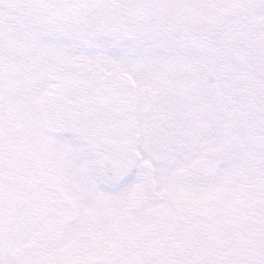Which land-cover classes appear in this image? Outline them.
<instances>
[{
	"label": "rangeland",
	"instance_id": "obj_1",
	"mask_svg": "<svg viewBox=\"0 0 264 264\" xmlns=\"http://www.w3.org/2000/svg\"><path fill=\"white\" fill-rule=\"evenodd\" d=\"M0 264H264V0H0Z\"/></svg>",
	"mask_w": 264,
	"mask_h": 264
},
{
	"label": "trees",
	"instance_id": "obj_2",
	"mask_svg": "<svg viewBox=\"0 0 264 264\" xmlns=\"http://www.w3.org/2000/svg\"><path fill=\"white\" fill-rule=\"evenodd\" d=\"M246 41L250 43L249 48L255 50L257 44L261 41V39L251 33H248L246 36Z\"/></svg>",
	"mask_w": 264,
	"mask_h": 264
},
{
	"label": "water",
	"instance_id": "obj_3",
	"mask_svg": "<svg viewBox=\"0 0 264 264\" xmlns=\"http://www.w3.org/2000/svg\"><path fill=\"white\" fill-rule=\"evenodd\" d=\"M117 167V163H112L111 164V171L114 170Z\"/></svg>",
	"mask_w": 264,
	"mask_h": 264
},
{
	"label": "flooded vegetation",
	"instance_id": "obj_4",
	"mask_svg": "<svg viewBox=\"0 0 264 264\" xmlns=\"http://www.w3.org/2000/svg\"><path fill=\"white\" fill-rule=\"evenodd\" d=\"M50 108V107H49Z\"/></svg>",
	"mask_w": 264,
	"mask_h": 264
}]
</instances>
